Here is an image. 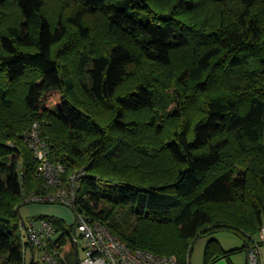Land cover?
I'll return each mask as SVG.
<instances>
[{
	"label": "trees",
	"instance_id": "trees-1",
	"mask_svg": "<svg viewBox=\"0 0 264 264\" xmlns=\"http://www.w3.org/2000/svg\"><path fill=\"white\" fill-rule=\"evenodd\" d=\"M35 122L65 184L85 171L73 213L129 246L180 264L208 235L204 264L241 250L213 237L224 230L252 247L264 226V0H0V264L31 263L21 208L51 203L26 201L49 192L25 141ZM33 218L61 234L49 243L65 245L61 263L78 264L75 225Z\"/></svg>",
	"mask_w": 264,
	"mask_h": 264
},
{
	"label": "built area",
	"instance_id": "built-area-1",
	"mask_svg": "<svg viewBox=\"0 0 264 264\" xmlns=\"http://www.w3.org/2000/svg\"><path fill=\"white\" fill-rule=\"evenodd\" d=\"M25 141L35 153L38 161V175L43 178L44 185L49 190L45 195L26 197V201L62 203L77 210V187L85 171L76 172L65 184L62 176L65 166L51 161L50 145L42 137L38 122H35L25 133ZM73 224L75 225L73 239L78 250L80 241L85 242V257L80 258L79 264H180L173 255L158 254L148 249L129 246L112 232L107 224L91 219L82 212L74 213ZM21 227L26 263L39 264L36 262L38 250L43 253L42 261L45 264H62L61 260L65 259V245L61 246V250L58 247H49V243H54L55 246L61 237L52 222L32 217L28 220L23 219ZM260 237L264 242V226L261 228ZM30 251L32 256L28 257ZM249 264H261L258 244L249 247Z\"/></svg>",
	"mask_w": 264,
	"mask_h": 264
},
{
	"label": "rangeland",
	"instance_id": "rangeland-1",
	"mask_svg": "<svg viewBox=\"0 0 264 264\" xmlns=\"http://www.w3.org/2000/svg\"><path fill=\"white\" fill-rule=\"evenodd\" d=\"M46 207H51V208H55L58 210V212H60L61 215H64L65 217L68 216V221H70L69 224H72L74 222V213L72 208H70L69 206L62 204V203H32V204H26L24 206H22L21 208V214L24 218V220H28L32 217H38L41 215H50V213H47ZM45 208V209H43ZM43 209V210H41ZM56 216V215H53ZM218 235L222 236V238H227L232 237L233 239L239 241L240 238H238V236H236V234L232 233V232H228V231H220L217 232L213 235V237L215 238H219ZM211 236H204L201 237L199 239L196 240L195 244H194V249L192 252V256H191V260H192V264H204V260H205V248L207 245V242L209 240ZM241 240V239H240ZM227 241V239H226ZM85 242L83 240L80 241L79 243V255L81 259H84L85 257ZM262 249H263V257H264V244L262 245ZM30 255L32 256V251H30L28 253V257H30ZM43 258V253L40 251H36V262H38L39 264H45L42 261Z\"/></svg>",
	"mask_w": 264,
	"mask_h": 264
},
{
	"label": "crops",
	"instance_id": "crops-1",
	"mask_svg": "<svg viewBox=\"0 0 264 264\" xmlns=\"http://www.w3.org/2000/svg\"><path fill=\"white\" fill-rule=\"evenodd\" d=\"M43 209H45V208H43ZM43 209H41V210H43ZM45 211L47 213H50V215H56L60 218H63L68 223H70V221H68V219H69L68 216L65 217L64 215H61L60 212H58V210L55 208L46 207ZM224 231H228V230H224ZM228 232H232V233L236 234V236H238V238H240L241 240L239 239V241H237V240H235L229 236L227 238H222V236L218 235V237H219L218 240L221 242L222 246L226 250H232V249H241V250L231 254L229 259L228 258H222L219 261L215 262L214 264H229V261H231L233 264H249V246L246 247L245 239L242 238L237 233H235L234 231H228ZM226 239H227V241H226ZM254 241H255V244L262 243L261 245L259 244V246H260V261H261V264H264L263 249H262L263 248L262 245L264 244V242L261 240L260 234L254 237ZM191 264H192V260H191Z\"/></svg>",
	"mask_w": 264,
	"mask_h": 264
},
{
	"label": "water",
	"instance_id": "water-1",
	"mask_svg": "<svg viewBox=\"0 0 264 264\" xmlns=\"http://www.w3.org/2000/svg\"><path fill=\"white\" fill-rule=\"evenodd\" d=\"M76 255H77V261H78V264H79V262H80V256H79L78 246H76Z\"/></svg>",
	"mask_w": 264,
	"mask_h": 264
}]
</instances>
